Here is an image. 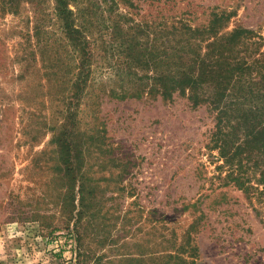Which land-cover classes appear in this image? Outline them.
Wrapping results in <instances>:
<instances>
[{
    "label": "trees",
    "instance_id": "16d2710c",
    "mask_svg": "<svg viewBox=\"0 0 264 264\" xmlns=\"http://www.w3.org/2000/svg\"><path fill=\"white\" fill-rule=\"evenodd\" d=\"M75 1L0 0V17L24 14L31 24L30 136H50L45 150L56 158L51 188L59 187L57 197L67 203L60 227L74 243L73 264H198L193 236L203 213L196 214L197 200L177 208H190L192 216L181 235L160 212L150 251L125 239L108 247L111 240L98 234L101 229L87 231L95 199L84 154L108 148L100 114L104 96L165 102L182 97L191 108L203 107L213 122L204 147L215 173L205 177L198 165L192 173L210 182L211 190L215 183L235 187L264 226V49L257 35L238 26L220 32L218 14L207 25L192 26L175 18L127 24V16L116 12L98 27L84 8H71Z\"/></svg>",
    "mask_w": 264,
    "mask_h": 264
},
{
    "label": "rangeland",
    "instance_id": "374dc122",
    "mask_svg": "<svg viewBox=\"0 0 264 264\" xmlns=\"http://www.w3.org/2000/svg\"><path fill=\"white\" fill-rule=\"evenodd\" d=\"M71 4L84 8L98 27L103 17L116 12L127 16V24L155 25L175 18L192 26L207 25L218 14L220 32L247 28L264 49V0ZM30 27L24 14L0 17V264H73L74 243L60 227L67 203L57 197L59 187L51 188L56 158L45 150L50 136L36 141L30 136L32 106L26 100L32 84L27 79ZM100 110L108 148L84 154L95 199L89 233L101 229L98 234L111 240L108 247L125 239L137 242L142 252L150 251L156 248L160 212L165 210L171 217L168 224L181 235L192 216L190 208H177L181 202L197 200L196 214L203 213V224L193 236L198 264H264V226L244 195L232 185L215 183L211 190L210 182L203 183L192 173L196 165L205 177L215 173L204 147L213 122L203 107L191 108L182 97L165 102L149 96L139 100L104 96ZM53 226L60 228L50 232Z\"/></svg>",
    "mask_w": 264,
    "mask_h": 264
}]
</instances>
